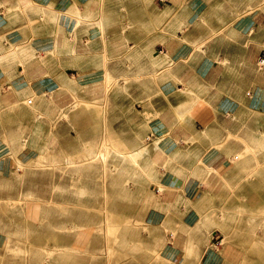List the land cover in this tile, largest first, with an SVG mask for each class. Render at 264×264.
I'll return each mask as SVG.
<instances>
[{"label":"rangeland","instance_id":"rangeland-1","mask_svg":"<svg viewBox=\"0 0 264 264\" xmlns=\"http://www.w3.org/2000/svg\"><path fill=\"white\" fill-rule=\"evenodd\" d=\"M198 2L205 9L201 26L189 28L204 42L190 43L193 48L237 43L232 26L244 17L258 25L248 35H264V0ZM126 30L135 28H113ZM143 46L147 58L150 44ZM253 47L259 73L264 45ZM29 59L0 81V264H202L203 258L204 264H264V111L246 109L197 131L186 113L184 123L179 118L190 142L204 135L217 147H234L223 171L189 172L200 184L191 199L202 205L186 207L193 223L178 224L170 217L180 218L174 210L182 198L164 201L159 182L167 168L155 158L147 127L160 102L155 77L117 76L118 65L132 68L135 59L113 51L103 81L69 76L70 89L20 90L14 80L60 78L52 62L38 72L40 60ZM189 202L184 198V207Z\"/></svg>","mask_w":264,"mask_h":264},{"label":"crops","instance_id":"crops-1","mask_svg":"<svg viewBox=\"0 0 264 264\" xmlns=\"http://www.w3.org/2000/svg\"><path fill=\"white\" fill-rule=\"evenodd\" d=\"M148 1L149 5L142 7L141 0H0V81L5 82L6 71H19L22 61L39 59L35 63L38 72H44V66L52 62L60 78H46L42 73L43 78L36 83L28 84L22 78L13 84L20 90L39 93L55 91L58 86L70 89L65 79L69 76L86 82L97 77L103 81L109 70V53L134 56L132 68L118 65L116 75L155 77L153 89L160 102L152 105L156 116L147 127L157 143L155 158L163 159L167 168L159 185L165 188V202L182 198L183 206L174 210L180 218L170 219L191 224L186 207L197 210L202 204L200 199H191L200 184L189 172L201 170L207 175L212 170L223 171L234 146L217 147L204 135L190 142L179 118L184 123L186 113L197 131L205 125L210 127L217 118L236 117L247 110L263 112L264 70H254L258 58L253 45H264V35H248L258 25L244 17L232 26L240 35L237 43L225 47L220 41V46L195 49L190 43L204 42L201 35L192 33L201 26L199 19L205 12L198 0H166L162 8L156 0ZM122 9L127 12L123 24L119 23ZM261 23L264 28V21ZM117 25L133 27L136 32L129 34L127 29L114 33ZM147 44L145 58L142 52ZM242 44L247 46L245 50ZM184 198L191 204L184 207ZM202 250L198 246V251ZM203 259L202 264L209 262Z\"/></svg>","mask_w":264,"mask_h":264},{"label":"bare ground","instance_id":"bare-ground-1","mask_svg":"<svg viewBox=\"0 0 264 264\" xmlns=\"http://www.w3.org/2000/svg\"><path fill=\"white\" fill-rule=\"evenodd\" d=\"M264 63V60H262V61H260V64L262 65ZM32 97V96H31ZM76 103V102H75ZM117 156H118V159H120V160H122V158H123V156H122V154L121 153H117ZM130 158L132 157L131 155L129 156ZM123 160H124V158H123ZM122 162H124V161H122ZM53 172V171H52ZM69 185V184H68ZM68 188H69V186H68ZM76 219H86V217H84V216H82V215H80V214H76ZM104 228V227H103ZM212 230V229H211ZM173 235V234H172ZM5 248V247H4Z\"/></svg>","mask_w":264,"mask_h":264},{"label":"built area","instance_id":"built-area-1","mask_svg":"<svg viewBox=\"0 0 264 264\" xmlns=\"http://www.w3.org/2000/svg\"><path fill=\"white\" fill-rule=\"evenodd\" d=\"M159 1H160V2H163V3L166 2V0H159Z\"/></svg>","mask_w":264,"mask_h":264}]
</instances>
